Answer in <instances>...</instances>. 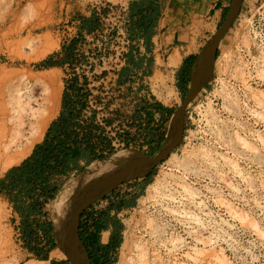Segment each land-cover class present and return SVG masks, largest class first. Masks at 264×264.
<instances>
[{"label":"rangeland","instance_id":"rangeland-1","mask_svg":"<svg viewBox=\"0 0 264 264\" xmlns=\"http://www.w3.org/2000/svg\"><path fill=\"white\" fill-rule=\"evenodd\" d=\"M129 1L0 0V87L23 74L54 71L58 75V111L44 137L61 111L64 60L78 21L93 15L95 7ZM201 3L208 7L211 2L185 4ZM225 4L215 16H184L180 35L188 46L184 53L203 49L224 20L231 0ZM239 15L221 41L208 87L185 109L181 144L155 168L149 184L141 179L142 192L131 183L121 184L106 197L107 202L97 205L101 210L113 206L112 214L124 226L123 242L125 231L131 236L130 260L125 264H264V0H244ZM161 44L166 45L164 36ZM175 52L168 50L170 57ZM49 59L60 65H43ZM169 63L175 67L171 59ZM28 85L34 96L40 95L41 83ZM174 98L175 94L172 104L165 105L172 113L179 103ZM170 119L171 114L166 117L167 133ZM89 165L64 178L58 200L64 186L74 183ZM131 198H137L132 206L116 209L119 200ZM54 202L46 206L50 222H54ZM19 222L11 204L0 195V264L39 261L24 247L16 230ZM140 247L146 252L144 259ZM53 261L67 259H53L50 254L40 264Z\"/></svg>","mask_w":264,"mask_h":264},{"label":"built area","instance_id":"built-area-1","mask_svg":"<svg viewBox=\"0 0 264 264\" xmlns=\"http://www.w3.org/2000/svg\"><path fill=\"white\" fill-rule=\"evenodd\" d=\"M93 11L97 26L91 32L75 29L73 39L77 42L66 63V89L72 110L80 113L77 121L82 126L93 118V144H98L99 137L108 144V148L98 145L97 154H147L167 135V116L155 105L165 106L162 100L168 90H173L174 99L179 100L176 67L169 65L168 48L161 44L162 32L153 39L150 54L143 37L130 36L126 5L105 4ZM129 58L134 62L151 59V68L147 61L137 68ZM125 68L129 73L123 77ZM106 197L87 208V213L102 211L97 205L107 202ZM16 230L19 232L18 226Z\"/></svg>","mask_w":264,"mask_h":264},{"label":"trees","instance_id":"trees-1","mask_svg":"<svg viewBox=\"0 0 264 264\" xmlns=\"http://www.w3.org/2000/svg\"><path fill=\"white\" fill-rule=\"evenodd\" d=\"M143 13V9H140L136 20H133L134 14L131 15L129 32L131 37H143L146 48H148L152 45L154 27L160 13L158 11H153L152 15ZM96 26L97 18L93 14L92 20L82 23L79 33L91 32ZM76 42L77 40H72V46L66 53L65 63L69 62L72 57ZM150 62L152 63L151 60ZM129 63H133L137 68L141 67V60L134 62L132 58H129ZM43 65L55 66L60 63L49 59L44 61ZM128 73L129 69L125 68L122 76L125 77ZM188 73L189 70L186 74ZM155 109L162 115L166 113V116L172 113L170 108L161 105H155ZM79 115V112L72 110L65 85L62 110L48 128L43 141L34 146L32 153L26 159L7 170L0 178V195L11 204L13 212L20 220L18 226L20 239L24 247L34 253L38 260H49L50 252L56 247L52 222L41 223L39 220L43 217L48 218L46 206L58 198L64 178L73 172H81L86 165L95 160L102 161L112 155V153L97 154L98 145L108 148V144L102 137L98 138V144H93L91 142L95 129L92 123L93 118L87 126H82L77 121ZM77 129L82 132V136ZM159 148L160 145L151 149L147 154L153 155ZM155 173L156 169L145 178L146 184L152 181ZM132 205V201L121 199L116 209L119 211L123 207ZM112 209L113 206L97 213H87L85 210L81 215L79 234L91 264H116L118 260V251L123 244L124 226L117 215L112 214ZM109 230H111L109 240L103 243L102 232ZM52 264H64V262L53 261Z\"/></svg>","mask_w":264,"mask_h":264},{"label":"water","instance_id":"water-1","mask_svg":"<svg viewBox=\"0 0 264 264\" xmlns=\"http://www.w3.org/2000/svg\"><path fill=\"white\" fill-rule=\"evenodd\" d=\"M244 0H231L224 20L199 53L191 72V85L185 101L170 119L166 138L153 155L137 152L123 161H114L113 166L99 174L91 175V163L77 179V184L66 204L58 228L52 222L55 242L70 264H90V259L82 243L79 226L81 215L96 201L105 198L119 185L133 180L145 179L162 162L167 160L181 144L184 137V112L199 91L208 83L214 71L218 48L221 41L238 18ZM98 161L97 164L110 162ZM91 175L88 179L87 176ZM63 188V187H62Z\"/></svg>","mask_w":264,"mask_h":264},{"label":"bare ground","instance_id":"bare-ground-1","mask_svg":"<svg viewBox=\"0 0 264 264\" xmlns=\"http://www.w3.org/2000/svg\"><path fill=\"white\" fill-rule=\"evenodd\" d=\"M45 42L49 41L46 40ZM53 46L51 45V47ZM47 51L48 49L42 51L40 54L44 55ZM171 60L172 66H178L180 61L179 54L177 53L176 56H172ZM31 82H39L43 85V89L37 97L29 89L28 84ZM60 91L61 85L58 84V75L54 71L23 74L17 76L16 80H10L8 84L0 87V174L19 165L32 153L34 146L42 140L49 122L55 117L58 111ZM174 94L173 90H168V94L162 102L167 106L171 105ZM133 154L130 151L119 152L114 154L111 161L106 164H93L90 169L91 175L104 172L113 166L112 163L114 161H123L133 156ZM91 175L86 178L89 179ZM73 182L64 186L59 200L57 198L54 202L55 206L52 211V216L57 228L60 219L64 215L66 204L77 184V180H73ZM157 183H160V180ZM152 184L154 185V183ZM126 223L129 224V221H126ZM108 237L109 233L104 232L102 241L106 242ZM131 243V236L129 232L125 231L120 259L116 264H125V261L130 260L128 256L132 250ZM136 246L138 247V245ZM142 247H140V255L143 258L146 252ZM51 257L53 259L66 258L59 248L51 253ZM40 263L42 262L30 261L26 264Z\"/></svg>","mask_w":264,"mask_h":264},{"label":"crops","instance_id":"crops-1","mask_svg":"<svg viewBox=\"0 0 264 264\" xmlns=\"http://www.w3.org/2000/svg\"><path fill=\"white\" fill-rule=\"evenodd\" d=\"M188 1L192 2H203L205 0H130L127 4L126 7L128 9V13L130 16V22H131V15L134 14L133 20H136L138 11L140 9H143V14L146 15H152L153 11H158L159 17L157 20V24L154 27V35L152 37L151 42L157 36L160 32H162L164 39L166 40V46L168 50H176L175 54H179L180 56V61L178 63V66H175V72L177 73L178 70L181 68L183 61L190 55L194 54L192 53H184V48L188 47L187 44H184L183 41L180 38L181 32H183V27L182 25L184 24V16H193L195 13L196 15H212L215 16L217 13H219L225 6V1L226 0H210V5L206 7L204 3L201 4H196L193 6L186 5ZM186 3V4H185ZM185 4V5H184ZM203 5L201 8V11L199 7ZM218 5V6H217ZM190 9V10H189ZM204 9V10H203ZM198 11V12H196ZM93 15L87 16L86 18H82L80 22L78 21L77 25L78 28L80 29L82 23L92 20ZM165 20V22H163ZM148 53L150 54L152 51V45H150L147 48ZM172 53H170L171 55ZM172 57V56H171ZM169 57V60L171 59ZM150 60L151 59H142L141 63L147 61L149 68L150 67ZM170 64V63H169ZM171 66V65H170ZM65 89V87H64ZM64 93V91H63ZM61 110H62V103H61ZM164 115H167L166 113ZM128 183L133 184V189L135 191H140L142 192L143 190V182H141V179L138 180H133ZM132 202L137 200V198H131ZM41 223H45V221H49V218L45 219L44 217L39 220ZM104 232L109 231H103L102 235ZM110 237V234H109ZM108 237V240H109ZM106 242L103 243H107ZM51 253V252H50ZM40 261V260H39ZM40 262H46V261H40Z\"/></svg>","mask_w":264,"mask_h":264},{"label":"flooded vegetation","instance_id":"flooded-vegetation-1","mask_svg":"<svg viewBox=\"0 0 264 264\" xmlns=\"http://www.w3.org/2000/svg\"><path fill=\"white\" fill-rule=\"evenodd\" d=\"M200 52L194 53V54H190L183 61V64H182L181 68L176 73V81H177L176 87H177L178 98H179V103H178L177 109L180 108L182 106V104L184 103V101H185V96H186V94H187V92L189 90V87L191 85V72H192V68H193L194 63H195V61H196V59H197V57H198V55H199ZM187 70H189L188 75L186 74ZM209 82L206 83V85L199 91V93L202 90H204L206 87H208ZM176 110H174V112ZM173 113H171V116L173 115ZM64 264H66V261H64ZM67 264H70V263L68 262Z\"/></svg>","mask_w":264,"mask_h":264}]
</instances>
